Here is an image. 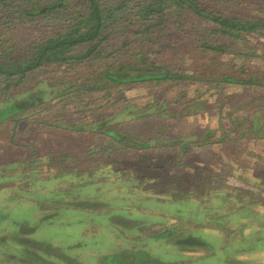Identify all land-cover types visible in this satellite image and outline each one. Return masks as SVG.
Masks as SVG:
<instances>
[{
  "label": "trees",
  "instance_id": "obj_1",
  "mask_svg": "<svg viewBox=\"0 0 264 264\" xmlns=\"http://www.w3.org/2000/svg\"><path fill=\"white\" fill-rule=\"evenodd\" d=\"M236 1L241 2L0 0V101L11 105L7 111H0L4 144L8 136H14L21 122L40 114L44 128L67 130L75 136L92 133L104 139L107 150L118 148L141 156L174 147L183 154L187 145L206 147L230 141L248 145V140L264 145L261 112L241 122L227 114L220 118L217 128L197 126L198 129L190 130L187 136L161 133L170 130L172 119H197L198 116L192 110L175 112L172 105L178 106L185 93L179 88L171 100L168 88L188 83L212 84L216 89L264 88V84L256 80L257 74L244 67L248 60L241 67L231 65L216 74V67L223 65L225 57H238L244 51L253 50L252 39L264 37V0L244 1L238 10L232 11ZM199 55L207 60L201 66L202 71H197L194 64ZM185 58L194 60L185 62ZM80 69L85 72L70 76ZM40 86L57 95L45 101ZM143 88L148 90L150 101L131 102L129 92ZM31 109L34 110L29 111ZM143 121L153 130L158 127L154 137L139 138L126 128L127 124L133 127ZM242 121H249L247 129L242 127ZM191 139L197 141L192 145L188 142ZM94 152L98 151L94 149L90 153ZM67 161L68 169L75 170L88 159L70 155L53 165L63 167ZM139 164L146 165V162ZM204 170L197 191L207 189L216 194L221 190H240L256 195L253 187L222 185L214 181V175L205 176ZM208 180L210 184L204 183ZM179 193L181 191L171 189L162 195ZM134 250H125L128 254L124 257L133 256ZM123 261L122 264H132L127 259ZM148 261L161 264L156 260L150 262L149 258Z\"/></svg>",
  "mask_w": 264,
  "mask_h": 264
},
{
  "label": "rangeland",
  "instance_id": "obj_2",
  "mask_svg": "<svg viewBox=\"0 0 264 264\" xmlns=\"http://www.w3.org/2000/svg\"><path fill=\"white\" fill-rule=\"evenodd\" d=\"M244 1L247 3L255 0H241L239 4H237L238 1H236L235 8H232L231 10H238L240 4L244 3ZM243 12L247 13L246 11ZM252 41L253 43L251 44V47H255L253 50L250 49L244 51L243 54L238 57H225L222 62L223 65L216 67V74L226 70L231 65L241 67V65L246 64L248 60L247 66L244 65V67L255 72V74L258 76V79L256 80L262 82L259 84H264V37H254ZM253 54L255 55L254 57H252ZM192 60L194 59L185 58V62ZM206 61L207 60L202 59L201 55L198 56L197 61L194 62L197 71L203 70L201 69V66L206 64ZM78 72L73 71L71 75L70 73L68 74L70 76H74V74L84 73L85 70L80 69ZM55 73L59 76V72L55 71ZM205 84L188 83L184 86L168 88V90H170L169 98L171 100L173 96H175V94H177L180 90L185 93V98L180 101L178 106L172 105V108H175V112L179 113L192 110L200 116H197V119L194 117H183L182 120L172 119L169 121L172 122L168 127L170 130L192 128L194 124H196V126L201 124V128L204 129L211 128L213 126L217 128V123L219 120H221L220 118L226 116L227 114V116L232 117L233 119H236L240 122L241 119L250 118V116L258 112H261L264 118L263 87H226L225 89H216L212 84ZM179 88V91H175ZM39 89L44 91L43 97L45 101L49 100L51 96L55 97L57 95L52 91L47 92V89L42 86H40ZM128 97L131 102H136L138 104H143L146 101H150L148 90L145 88L130 91ZM10 103L12 104L13 102ZM9 108H11V105H9L8 101H0V111H7ZM37 108L40 109L41 107ZM168 109H171V106ZM33 110L34 109H31L29 111ZM42 116L37 114L31 118H26L27 120L21 122L19 127L23 134L29 135L31 133L32 139L36 138L37 142L43 144L45 147L44 155H49L50 160L52 161L50 166H54L53 164H56V162H62L67 156L70 157V155L75 157H85L86 159L93 157L91 162L87 161L83 163L82 167L77 168L74 171L85 170L83 169L85 165H88V167L91 165V168H93V166L98 167L99 160L104 161L105 159H107V161L111 159H118L127 163H140L143 161L151 163L161 160L163 151L149 153L145 156H141V154H127V151L123 150L122 152L119 151L118 148V150L113 148L114 151H110L107 150L108 146L104 139L100 136L93 135L92 133L75 136L67 130L57 131L56 129L44 128L43 125L40 124L42 121ZM176 117L179 118L180 116L176 115ZM147 124L149 123L144 121L143 123L133 125V127H131L130 124H127L126 128L129 130V132H134L135 136H138L139 138L146 139L154 137L155 131L158 127L153 130V128L147 127ZM242 124V127L247 129L250 123L249 121H242ZM223 125H226V123L223 122ZM155 126L157 125L155 124ZM233 128L234 127H229V129ZM170 130L167 129L165 132L163 130L161 133L166 134ZM40 137H42V139ZM19 140L23 141V137H20ZM50 142H52V144H50ZM30 143L33 144L34 142L30 141ZM249 143L250 141L247 140V144ZM40 144L37 143V145ZM253 144L256 145V143ZM51 145H53V153L48 151V148ZM94 149H96L98 152L91 154L90 152ZM6 151L8 153L10 149L4 144V138L0 133V152L3 153ZM102 151L108 152L103 153ZM242 155L245 154H241V156ZM7 156L8 154L4 156L2 155L0 158L1 161ZM136 157V161L130 160L131 158ZM18 165L19 163H7L0 165V182L5 181L11 184L9 186H0V258L2 257V260L9 261V259L14 257L17 260L22 259L21 263L26 264H35L34 262H38L39 260H46L47 263L52 264H56L58 262L64 263L68 258L67 255H70L71 251L73 255L75 254L78 257L88 258L91 260H93L94 257L107 256L109 261L115 263H124L125 261H123V259H127L129 262H132V264H150L148 261L149 258L151 260L150 262L156 260L161 264H169L164 262L166 259L163 257L168 254H165L166 251H164L162 246L165 248H170L171 246L169 243L175 242L178 245H182L183 242L181 241V238L184 237L185 234L189 235L188 233L169 232L168 228L170 227V223L169 220L164 219V217L163 220H161L162 224L154 223L156 222L154 221L155 216L148 218H146V216L148 214H156V211H158L156 208L152 207L151 210L148 208L143 210L141 205L133 206V200L124 198L120 193L116 196L107 195L109 199L105 204V208L104 204L102 203V210H88L96 212L103 211L106 214L108 211H110L108 209L111 208L114 211L109 213V216L105 218L102 217L101 219L93 217V215L91 217H86L84 215L80 216L78 208L86 209L89 207L92 209L93 207H96L94 203H90V201L82 199L83 195L85 194V196H91V194H88V192L100 193L99 189L102 188L99 185L100 183H96L95 180L92 184L82 185L86 180L76 177L75 179H72V182L79 183L78 185L64 189L62 191L64 193L53 192L52 194L44 195V201H40L34 197L26 198L24 197L25 194L21 196L17 194L10 195V193L15 190L13 188H15L14 186L17 185L16 182L23 176V174L18 171L19 169H17ZM65 166H68V161ZM142 167H146V165L142 164V166H139V168ZM147 171L148 169H141V173L145 172L147 174ZM161 171V169H153L151 170L152 173L150 175H159ZM75 175H77V173ZM143 178L147 180L146 177ZM70 181L71 180L69 179V182ZM189 186V184H182L180 181L176 180V184L164 183L155 186H146L144 188L137 187L135 190L137 192L142 190L145 193H147L146 191L151 190L150 196L152 195L154 197H161V194L167 192L168 190L174 189L181 191L185 188L189 190V188H187ZM191 187L196 189L197 184H193ZM69 188L70 191H67ZM107 189H118L123 191L122 187L119 186L117 188H108L107 186ZM36 190V186H32V192H35L34 195L36 194ZM169 195L171 197H178V194ZM66 196H70V199L67 201L62 200ZM145 197H147V195H145ZM113 198H116V202H114V200L111 201ZM50 204L57 206L58 212H54L49 216L40 215L42 214V209ZM166 206L170 210L175 211L177 215L184 208L186 211L184 219L192 218L198 221V218L201 216V213L194 212L192 209H188L185 205ZM120 210H122L125 215H119L118 213L120 212L118 211ZM116 216L123 217V220L127 222L124 224V227L128 229L125 232L131 231L137 227L131 228V226L134 225V221L136 224H138V228L132 231L130 235L123 233V236H120L117 231L116 233L111 232L110 230H107V232L98 231V229L103 227L102 224L104 222H106L107 226H113L114 224L118 225V223H122L123 221L121 218H116ZM103 219H105L104 222ZM51 221L53 223L52 226H50ZM148 224L150 227L147 228L146 225ZM162 230H167L169 233L163 232ZM24 231H27L28 235L31 236V241H34L36 244H40L41 246L38 245L35 248L33 247L35 245L30 244L28 245V248L26 246H21L19 248V245H17L18 242L22 243L19 237H21ZM74 233H76V235H74ZM96 236L98 237L93 239ZM162 236H170L169 238H172V240H161L158 243H153L154 239H158L157 237ZM206 236L209 238H204L202 242L210 247L212 246V242H216V240L209 235ZM220 241L224 251H227L225 239L222 238ZM139 247H143L145 249L140 250ZM125 250H134V255L128 256L127 258L124 257L128 254V252H125ZM170 250L171 252L176 253L178 250H180V248L176 247ZM186 250L187 252H184L183 250L179 251L180 258L185 261L193 260V258H204L206 256L205 251L203 254H201L197 249ZM24 253H26V255H24ZM222 257L224 256L222 255ZM9 264L16 263L9 262Z\"/></svg>",
  "mask_w": 264,
  "mask_h": 264
},
{
  "label": "crops",
  "instance_id": "obj_3",
  "mask_svg": "<svg viewBox=\"0 0 264 264\" xmlns=\"http://www.w3.org/2000/svg\"><path fill=\"white\" fill-rule=\"evenodd\" d=\"M198 117L200 116L198 115ZM201 126L199 124V128ZM211 128L215 129L214 126ZM194 129H198L196 124H194L192 129L171 130L166 135H171L172 137L187 136L191 134L189 131ZM20 137H23V141L19 140ZM40 138L42 139V137ZM29 140L34 143H30ZM196 141L194 139L188 140L192 145ZM37 143L40 144L36 138L32 139L31 134H23L20 131V127L15 130L14 136H8L7 144L5 145L9 147L10 151L8 153L7 151L0 153V158L2 155L8 154L2 161L0 159V165L19 163L17 169L23 174L16 182L17 185L13 188L15 190L10 195L17 194L21 196L25 194L24 197L26 198L34 197L44 201V195L52 194L53 192L60 193L68 187L78 185L79 183L72 182V179L76 177L86 180L82 185L92 184L95 180L96 183H100L99 185L102 188L99 189L100 193L88 192L91 196H85V194L82 199L94 203L96 207L92 209L89 207L86 209L78 208L80 216L91 217L93 215V217L99 219L109 216L108 214L114 211L111 208L108 209L110 211L106 214L103 211L88 210H102V203L105 208V204L109 199L107 195L116 196L120 193L124 198L133 200V206L141 205L143 210L147 208L151 210L152 207L156 208L158 210L156 214H148L146 218L155 216L154 221L156 222L154 223L156 224H162L161 220H163V217L169 220V232L189 234H185L181 238L182 245L169 243V245H174H170L171 247H166V249L162 246L166 251L165 254H168L163 257L166 259L164 262L169 264H264V145H255L253 144L254 142H250L251 144L249 143L248 145L241 142L236 144L232 143V141L222 145H208L206 147L187 145L183 154H181L178 147L172 149L164 148L162 159L151 163L146 162V167L139 168L142 165L137 162L127 163L118 159H114V161L105 159L104 161L99 160L98 167L93 166L91 168V165L89 167L85 165L83 167L85 170L74 171L68 169L70 167L65 165L63 167L50 166L52 161L49 155H44L45 147L43 144L37 145ZM48 151L50 153L54 152L53 145L49 146ZM241 154L245 155L241 156ZM92 158H87L88 162H91ZM141 169H148L147 174L145 172L141 173ZM153 169H161L162 171L159 175L152 176L150 174ZM203 169H205V176L214 175V181L220 182L222 185L249 186L250 189L253 187L256 195L240 190H221L218 191L220 193L216 194L209 192L207 189L201 192L197 191L191 186L193 184L198 185V180L202 178ZM76 173L77 175H75ZM143 177H146L147 180ZM69 179L71 180L70 182ZM176 180L182 184L190 185L187 187L189 190L186 188L181 190V193L177 195L178 197H171L168 194L165 198L162 194L161 197H154L150 196L151 190L146 191L147 193L142 190L140 192L135 190L137 187L144 188L164 183L176 184ZM204 183L210 184V180ZM0 184H3L0 186L11 185L5 181L0 182ZM32 186L37 188L35 195V192H32ZM107 186L108 188H117L119 186L122 187L123 191L118 189L108 190ZM67 191H70V188ZM68 199H70V196H66L62 200L67 201ZM113 200L116 202V198L111 199V201ZM166 205H185L188 209L201 213V216L198 221L192 218L184 219L186 212L184 208L177 215L175 211L170 210ZM54 212H58V207L50 204L42 209V214L40 215L49 216ZM118 212H120L118 214L121 216L125 215L122 210ZM121 216H116V218H121L123 222L113 226H107L106 222H104L105 219H103V227L98 229V231L107 232V230H110L114 233L117 231L120 236H123V233L130 235L132 231L138 228V224L134 221V225L131 228L137 227L125 232L128 230L124 227L127 222ZM52 225L51 221L50 226ZM146 227L148 228L150 225L148 224ZM162 231L169 233L167 230ZM205 234L216 240V242H212L210 247L202 242L204 238H209ZM169 237H157V240L167 241L171 239ZM222 238L225 239L227 251H224L222 247L220 241ZM19 239L22 241V243L18 242L17 244L19 248L21 246L28 248L30 244L35 245L33 247L36 248L40 245L30 240L31 236L28 235L27 231H24ZM176 247L184 252H187L186 249H197L201 254L205 251L206 256L185 261L180 258V250L176 253L171 252L170 249ZM140 248L145 249L143 247ZM102 257L107 258V256ZM102 257L98 256L95 260H91L74 256L70 251V257L64 263L58 262L56 264H122V262H104ZM9 262L26 264L21 263L22 259L17 260L14 257L9 259V261L2 260V257L0 258V264H9ZM40 264L52 263L42 260Z\"/></svg>",
  "mask_w": 264,
  "mask_h": 264
}]
</instances>
